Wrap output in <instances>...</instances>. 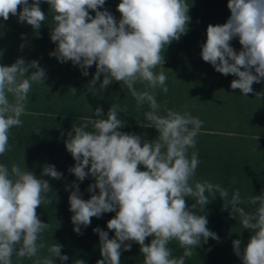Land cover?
Segmentation results:
<instances>
[{"label":"clouds","instance_id":"obj_1","mask_svg":"<svg viewBox=\"0 0 264 264\" xmlns=\"http://www.w3.org/2000/svg\"><path fill=\"white\" fill-rule=\"evenodd\" d=\"M40 2L0 0V18L7 21L10 14L18 16L19 22L38 30L48 21ZM46 2L52 13L50 38L57 44L50 55L60 62L71 61L85 76L95 64L89 82L92 92L101 74L100 90L113 80L122 82L135 99L137 111L148 106L137 123L154 127L158 133L152 140H142L140 135L120 131L125 122L119 114L127 108L119 104L111 105L107 118L97 107L95 118L73 124L68 133L66 149L76 162L70 171L80 181L89 174L95 178L88 188L89 199L81 198L75 184L76 190L69 195L74 231L80 234V226L90 225L92 217L115 212L107 221L115 238L99 227L94 229L102 256L96 264H120L122 246L130 250L131 244L126 243L130 241L140 245L143 264H185V258L202 241L219 239L207 227L206 216L200 214L210 202L209 196L217 194L225 206L231 205L230 214L239 217L242 228L251 232L242 252L241 240L233 241L236 254L243 264H264V193L244 200L239 189L230 195L219 183L195 179L200 161L198 153L189 154V149H195L204 121L188 111L167 107L162 111L156 99V89L165 94L169 90L162 67L164 49L188 30L187 0H120L119 21L107 9L100 10L105 0ZM227 6L231 13L227 21L207 26L201 56L221 74L238 77L231 81V88L247 96L253 83L264 79V0H228ZM235 37L242 46L238 52L230 43ZM29 69L34 71L29 73ZM45 78V70L35 60L26 63L18 58L11 65L0 64V156L10 150V130L22 126L33 83H44ZM71 91L76 93L74 87ZM43 175L61 178L50 164L43 167ZM50 191L49 182L33 172L16 163L11 167L0 163V264H13L14 255L17 260L32 259L34 264H55L57 257L68 260L61 254L62 245L47 246L42 239L49 225L39 218L37 208L52 203ZM186 197L194 201L190 207ZM246 203L255 206L254 210L246 211L242 206ZM148 237L151 240L146 243ZM172 241L183 249L179 258L172 255ZM45 248L48 255H40Z\"/></svg>","mask_w":264,"mask_h":264},{"label":"trees","instance_id":"obj_2","mask_svg":"<svg viewBox=\"0 0 264 264\" xmlns=\"http://www.w3.org/2000/svg\"><path fill=\"white\" fill-rule=\"evenodd\" d=\"M120 0H105L103 8L107 9L117 21L121 14L117 10ZM32 3V0H29ZM189 3L188 30L173 40L164 49L163 70L167 76L168 92L155 90L157 101L164 107L177 111H188L204 121L196 138L195 149L198 153L199 166L195 179L211 183H219L229 194L239 189L242 199L264 193V79L254 82L253 91L244 96L240 89H232L231 81L238 77L224 75L216 71L202 59V45L207 39L209 24H223L230 16L228 0H187ZM40 8L48 16V21L34 30L27 22H19L18 16L7 21L0 18V64L11 65L18 58L26 63L35 60L45 70L44 83H33L26 104V112L21 116L22 126L10 130V150L0 156V163L9 167L13 163L20 165L38 177L47 180L51 186L49 198L52 203L41 204L37 208L39 218L49 225L42 233L47 246L62 245L61 254L67 255V261L55 258V264H96L102 259L100 254L99 234L95 228L107 231L109 238L115 233L107 228V221L115 216V212L103 213L100 217H92L91 224L81 225V233L74 231L70 211L69 195L77 185L81 198L89 199V185L95 178L89 174L83 181L78 180L70 171L75 160L66 149L65 141L73 124H81L85 118H95L97 107L103 111L104 118L112 104L126 106L120 118L125 122L119 130L140 135L142 140H152L157 136L154 127H141L137 119H143L148 111L145 104L137 111L135 99L122 82L113 80L110 85L100 90L103 80L101 74L97 81L96 91L89 90V82L96 72L93 64L87 69L88 75L71 61L60 62L50 55L57 44L50 38L51 11L46 0H41ZM21 9L18 8V12ZM90 15L95 12L89 10ZM231 46L238 52L242 46L238 37L233 38ZM157 71L160 68L156 69ZM34 69H29V73ZM253 74H255L253 70ZM76 89L73 94L71 88ZM143 90V85H136ZM259 93V94H257ZM166 102V104H165ZM54 165L61 173L60 179L42 174L45 165ZM141 170L143 166H141ZM87 171V169H86ZM235 181V183L233 182ZM98 193V189L95 190ZM190 207L192 198L186 197ZM210 202L205 206L204 214L208 220L207 227L219 239L207 238L193 249V255L185 258V264H243L235 252L233 241L241 240V252L247 245L251 232L231 213V205L225 206L223 199L209 196ZM246 211L255 206L244 204ZM199 211V209H198ZM151 237L146 238L149 243ZM130 250L122 246L120 264H143L140 245L134 241ZM172 255L179 258L183 249L178 242L169 244ZM40 255H48L47 249ZM13 264H34L32 259L17 260L13 256Z\"/></svg>","mask_w":264,"mask_h":264}]
</instances>
